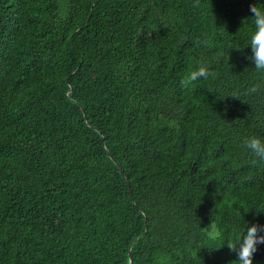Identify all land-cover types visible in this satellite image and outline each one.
I'll list each match as a JSON object with an SVG mask.
<instances>
[{
  "label": "trees",
  "instance_id": "obj_1",
  "mask_svg": "<svg viewBox=\"0 0 264 264\" xmlns=\"http://www.w3.org/2000/svg\"><path fill=\"white\" fill-rule=\"evenodd\" d=\"M251 2L0 0V264H232L234 213L264 224Z\"/></svg>",
  "mask_w": 264,
  "mask_h": 264
},
{
  "label": "clouds",
  "instance_id": "obj_2",
  "mask_svg": "<svg viewBox=\"0 0 264 264\" xmlns=\"http://www.w3.org/2000/svg\"><path fill=\"white\" fill-rule=\"evenodd\" d=\"M249 11L252 15L249 17L251 18V24L246 33V44L251 47V55L246 58L255 65L256 72L264 77V0H253L249 4ZM211 43L212 41L208 37L200 41V44L204 47H210ZM221 54L222 52L217 55ZM209 64L210 62L207 60L197 62L194 68L183 75L180 81L181 85L188 88L200 79H207L211 74ZM262 88H264V83L254 82L246 89V94L258 93ZM243 147L254 157L255 161L264 162V135L251 134L245 137ZM253 206L257 209V214L264 213V205L252 204L247 206V209ZM241 220L242 214L236 211L233 224L227 226L230 227L233 234L227 242V247L235 253L232 264H253L255 254L261 250V246H264V224L258 221H243L241 223ZM220 236L221 231L218 229L207 234L208 240L217 242V238Z\"/></svg>",
  "mask_w": 264,
  "mask_h": 264
},
{
  "label": "water",
  "instance_id": "obj_3",
  "mask_svg": "<svg viewBox=\"0 0 264 264\" xmlns=\"http://www.w3.org/2000/svg\"><path fill=\"white\" fill-rule=\"evenodd\" d=\"M109 155H110V153H109ZM111 158L116 162V160L112 156H111ZM122 174L124 175V172L123 171H122ZM130 192H131V189H130ZM131 263H132V260H131V256H130V263L129 264H131Z\"/></svg>",
  "mask_w": 264,
  "mask_h": 264
}]
</instances>
